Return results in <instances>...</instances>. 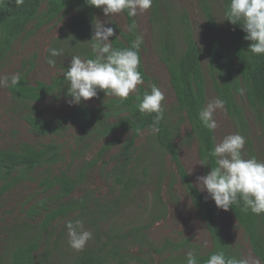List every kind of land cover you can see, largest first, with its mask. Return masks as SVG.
Wrapping results in <instances>:
<instances>
[{"label": "trees", "instance_id": "obj_1", "mask_svg": "<svg viewBox=\"0 0 264 264\" xmlns=\"http://www.w3.org/2000/svg\"><path fill=\"white\" fill-rule=\"evenodd\" d=\"M201 10L207 25L215 29V22L207 0H200ZM225 16L226 41H212L206 52L207 70L202 68V55L196 45L187 16H180L184 49L177 54L172 44L170 29L172 20L163 16L160 5L164 0H153L151 21L156 30L159 42V58L168 70L170 84L174 93L176 120L167 118L155 123V114H144L138 110L137 96L141 99L145 92H150L142 85L131 93L126 100L106 95L103 90L97 91L93 98L95 105L89 107L83 101L74 110L59 119L46 120L38 107L45 99L54 101L70 100L67 96L68 82L64 79V71L54 77L50 83L36 82L30 84L26 73L21 74L20 83L9 86L12 101L23 111V119L30 131L37 136L61 138L68 128H75L72 135L71 154L80 158L95 144L101 147L90 161H83L78 167L65 166L64 145L51 138L49 142L30 144L20 142L14 149H0V196L19 184L32 179L40 170L45 174L36 180L43 192L53 191L51 204L41 202L38 208L28 210V218L20 223L18 234L7 243V248L0 255V264H45L51 251L58 250L57 242L51 241V232L55 224L74 214L83 220L86 214V201L72 198V194L85 182L87 173L99 162L108 168L110 180L111 202L97 203L94 209L97 217L94 225L99 224L110 215L121 202H129L133 191L148 183L153 190L150 216L152 223L163 220L167 216V206L162 200L164 185L169 196L176 198L175 186L179 184L184 195L190 200L195 213L201 219L209 235L211 247L201 251L188 239L181 241L165 240L157 252H168L170 255L161 262L152 263L146 259H138L125 251V245L113 237H107L99 247H88L81 250L70 264H127L135 260L137 264H187L186 255L194 250L197 264H207L211 254L223 252L226 257L243 259L240 249L231 244L222 234L218 225V212L211 200L196 188L184 168L176 142L194 141L197 155L207 174L215 167V158L208 156L214 149L215 139L198 118L199 112L206 104V79L210 78L211 87L216 97L224 101V109L235 126L236 132L246 138L248 157H255L249 137V125L244 108L237 98L243 97L253 119L260 129L264 140V55L256 56L249 52L250 41L239 25H233L225 15L230 0H220ZM162 5V6H163ZM95 8L87 0H0V64L11 54L18 41L25 40L43 26L62 22L68 13L71 20L59 28V37L54 48L62 45V52L69 56L79 55L83 59L94 58L91 39L93 35ZM126 17L128 29L109 38L115 49H127L138 35L133 16L122 12ZM170 19V18H169ZM160 24V26L158 25ZM75 38H81L79 44ZM142 45L139 49L141 63L139 72L143 83L149 81L142 61ZM186 122L188 130L182 136L181 126ZM156 131H153V128ZM115 133L119 138L112 137ZM72 134V133H71ZM142 134L146 135L143 143ZM168 158L170 165L166 166ZM59 168L56 173L52 168ZM168 180L167 183L164 181ZM117 191L118 194L115 192ZM243 204H234L228 211L237 225L242 229L252 253L264 264V213L253 214L243 211ZM90 211V210H88ZM37 216L40 221L32 224ZM74 218L73 220H75ZM15 230V229H13ZM142 227H132L122 237H133L132 243L149 246L150 243L141 232ZM115 238H118L116 236Z\"/></svg>", "mask_w": 264, "mask_h": 264}, {"label": "rangeland", "instance_id": "obj_2", "mask_svg": "<svg viewBox=\"0 0 264 264\" xmlns=\"http://www.w3.org/2000/svg\"><path fill=\"white\" fill-rule=\"evenodd\" d=\"M165 5L161 4L160 9L167 21L172 20L170 33L172 34L174 50L177 54L183 51V35L181 31L180 16L186 15L190 28L193 32L196 45L201 50L202 68L204 72L207 70L206 52L212 41L224 43L226 41V25L225 16L222 11L220 0H207L212 11L215 29H211L203 16L200 0H164ZM163 5V6H162ZM72 13H68L64 20L58 24H49L38 29L34 34L25 40L18 41L9 57L0 64V77L11 76L14 73L25 74L30 84L36 82L50 83L57 75H61L64 68H68L71 63V57L63 53L61 56L52 57L48 51L54 48V42L59 37V28L68 23L72 18ZM151 10L144 12L138 11L134 16L138 35L143 38L142 42V61L145 73L149 79L147 83L141 84L147 89H151L152 85H157L165 95L162 102L164 113L167 118L176 120L175 114L176 101L171 88L169 73L166 65L159 58V42L156 30L151 21ZM170 18V19H169ZM100 22L105 27H112L114 33L118 34L117 29L127 31L128 24L123 13L104 15L102 9H97L94 15V23ZM160 26V24H158ZM94 34V31H93ZM93 36V35H92ZM76 44L81 42V38H75ZM62 45H58L56 49H61ZM47 59H54L56 64L49 67L46 63ZM206 79V104L205 106L217 99L215 92L211 87L210 78ZM9 87V86H8ZM8 87H0V149H14L20 142L30 144H41L51 140V138L37 136L32 133L23 119V111L12 101L8 91ZM138 87V86H137ZM67 99L54 101L50 98L45 99L42 103H38L35 107L43 112V118L46 120L59 119L66 116L74 110L76 105L70 106ZM238 103L244 108L246 119L249 125V137L252 142L255 157L264 161V140L259 127L255 123L252 113L249 110L243 97L237 98ZM84 105L93 107L94 100L83 101ZM214 119L217 121L218 127L213 131L215 145L230 134H236V129L231 119L227 115L224 107L217 109L214 113ZM186 122L181 126L182 136L188 130ZM72 133V134H71ZM75 128L70 126L66 134L61 138H53L58 143L64 145L65 166L72 168L78 167L83 161H90L95 156L101 143L95 144L92 149L88 150L80 158H74L71 154L72 135ZM112 137L119 138V134L115 133ZM146 139V135L142 134L140 142ZM180 160L186 169L193 185L198 188L206 198L211 200L206 191H202L197 184V177L206 175L201 161L197 155V147L194 141L182 142L180 138L176 139ZM248 158L246 148H244ZM166 166L169 167L170 162L166 159ZM56 173L59 168L50 169ZM108 168L103 167V163L99 162L95 168L90 170L85 182L72 194V198L76 200H84L88 205L86 214L89 217L83 219L84 228L91 231L92 239L87 242L85 248L101 246L107 237H113L117 242L125 245V251L131 256L138 259H146L152 263L161 262L163 258L168 257V252H157L161 249L165 240L181 241L188 239L201 251H206L211 247L209 235L204 227L203 222L195 213L194 207L190 200L184 195L182 188L175 186L176 198L169 196L166 184L162 192V200L167 206V216L158 222L152 223L150 210L152 207L153 190L150 184L146 183L133 191L129 202H121L118 207L106 215L107 218L99 224L94 225V217H97L94 209L96 204L111 202L115 197L111 194L110 180L107 176ZM45 172L40 170L36 175H32V179L25 181L0 196V255L7 248V243L13 241L11 237H15L20 223L28 218V210L30 208H38L41 202L51 204V198L55 192H43L42 187L36 180L37 176H43ZM165 183L168 180L164 181ZM117 194L118 192L115 191ZM215 205L214 201L211 200ZM216 207V205H215ZM218 225L225 238L233 245L237 246L244 260L248 264H262L260 260L252 253L251 248L244 236L242 229L237 225L229 211L218 209ZM74 218L78 219L74 214L69 215L65 220L55 224L51 232V241L54 245L58 244V250L51 251L48 261L45 264H70L75 256L80 252L69 246L68 234L65 224ZM41 217L37 216L32 224L40 221ZM141 226V232L145 235L150 243L149 246H140V244L132 243L133 237L123 239L124 232H128L132 227ZM15 229V230H13ZM118 236V238H115ZM14 242V241H13ZM114 264V263H113ZM116 264V263H115ZM127 264H137L135 260Z\"/></svg>", "mask_w": 264, "mask_h": 264}, {"label": "clouds", "instance_id": "obj_3", "mask_svg": "<svg viewBox=\"0 0 264 264\" xmlns=\"http://www.w3.org/2000/svg\"><path fill=\"white\" fill-rule=\"evenodd\" d=\"M91 6L102 9L104 15L127 12L136 16L138 11L144 12L151 8L153 0H87ZM225 15L233 25H239L244 33V39L250 41L249 52L253 55H264V0H230ZM91 47L94 58L83 59L79 55L71 57V63L64 71V79L68 82L67 96L71 99L69 105H79L97 96L98 90L106 95H112L126 100L131 93L137 91V86L143 84L139 72L141 63L139 49L143 42L141 36L127 49H115L109 38L114 29L105 27L100 22L93 25ZM52 57L61 56V49H48ZM49 67H54L56 61L47 59ZM19 73L10 77H0V87H15L20 83ZM165 95L155 84L150 92H145L141 99L137 96V107L141 113L155 114V123L164 117L162 102ZM224 107L222 99L208 103L198 114L201 123L214 131L218 125L214 119L217 109ZM157 129L154 127L153 131ZM246 138L239 134H230L217 143L208 156L215 158V167L204 176L197 177V184L206 191L218 209L228 211L234 204H243L242 210L253 214L264 213V161L256 157L245 158ZM201 166H207L204 161ZM65 227L69 237L68 243L77 251L84 249L92 233L84 228L81 219L69 220ZM194 250L187 252V264H197ZM207 264H248L247 260L226 257L223 252L211 254Z\"/></svg>", "mask_w": 264, "mask_h": 264}]
</instances>
